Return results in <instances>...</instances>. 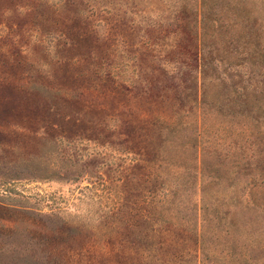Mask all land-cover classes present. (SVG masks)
I'll use <instances>...</instances> for the list:
<instances>
[{
  "label": "rangeland",
  "instance_id": "1",
  "mask_svg": "<svg viewBox=\"0 0 264 264\" xmlns=\"http://www.w3.org/2000/svg\"><path fill=\"white\" fill-rule=\"evenodd\" d=\"M29 1H1L0 264H264V0H205L199 62L193 0Z\"/></svg>",
  "mask_w": 264,
  "mask_h": 264
},
{
  "label": "trees",
  "instance_id": "2",
  "mask_svg": "<svg viewBox=\"0 0 264 264\" xmlns=\"http://www.w3.org/2000/svg\"><path fill=\"white\" fill-rule=\"evenodd\" d=\"M1 1L0 0V26L5 25L9 32L14 31L16 29V24L14 22L9 21V17L5 16L4 8L1 6ZM28 4H14L15 8L17 7L16 12L17 13H23L28 16H36L37 11L42 7V6H49L52 7L53 10L56 11H66L69 9L70 5L67 0H60V3H58V6L54 5H48L47 3H44L41 0H31L27 2ZM57 5V4H56ZM186 6L184 5L182 9L180 10V13L182 14V22H181V27H182V34L189 38L191 37L194 40L195 46H191L189 49H194L195 52L193 53V56L195 57V60L197 62L201 61L205 56V54H211L213 55L214 51H217V48H210L203 54V48L199 44V39L205 35L204 30L208 28H221V25H218L220 23L219 19H214L212 18L213 15L217 13L216 8L212 4H207L205 0H193V5L191 6V9L187 11L185 8ZM14 8V6H13ZM71 10V9H70ZM21 11V12H20ZM219 21V22H218ZM217 24V27H214L213 24ZM191 28V30L189 29ZM37 29V28H36ZM40 29L38 28V30ZM71 35H73L74 30L70 31ZM69 32L66 30H58L56 32H53L51 35L55 38L59 39H69V36H67ZM76 37H81L78 36V34L74 33ZM2 37L0 36V40ZM68 45H63L64 48H66ZM75 46V44H72V48ZM78 49L81 48V46L77 47ZM76 48V49H77ZM1 52V50H0Z\"/></svg>",
  "mask_w": 264,
  "mask_h": 264
}]
</instances>
